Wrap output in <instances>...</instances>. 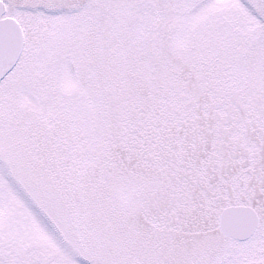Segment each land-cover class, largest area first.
<instances>
[{"label": "snow or ice", "instance_id": "6c2138e0", "mask_svg": "<svg viewBox=\"0 0 264 264\" xmlns=\"http://www.w3.org/2000/svg\"><path fill=\"white\" fill-rule=\"evenodd\" d=\"M0 264H264V0H0Z\"/></svg>", "mask_w": 264, "mask_h": 264}]
</instances>
